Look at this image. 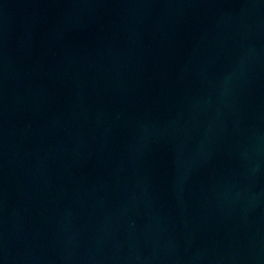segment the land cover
<instances>
[{"label": "water", "instance_id": "obj_1", "mask_svg": "<svg viewBox=\"0 0 264 264\" xmlns=\"http://www.w3.org/2000/svg\"><path fill=\"white\" fill-rule=\"evenodd\" d=\"M0 264H264V0H0Z\"/></svg>", "mask_w": 264, "mask_h": 264}]
</instances>
